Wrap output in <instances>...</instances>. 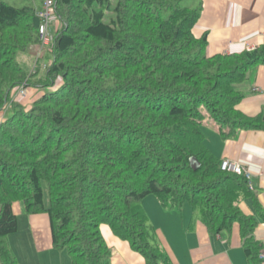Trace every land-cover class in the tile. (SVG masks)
Instances as JSON below:
<instances>
[{
	"label": "trees",
	"instance_id": "obj_1",
	"mask_svg": "<svg viewBox=\"0 0 264 264\" xmlns=\"http://www.w3.org/2000/svg\"><path fill=\"white\" fill-rule=\"evenodd\" d=\"M112 1L55 0L50 59L28 72L17 55L39 47L40 19L31 4L0 0V264H19L6 242L14 202L48 214L52 247L70 264H112L101 225L146 264H172L139 204L148 194L167 209L189 204L210 234L238 222L249 264L259 263L257 221L237 204L253 192L243 174L221 170L203 121L223 138L264 128L236 109L235 87L264 64V45L207 56L205 35L192 33L200 4ZM20 87L43 92L24 105Z\"/></svg>",
	"mask_w": 264,
	"mask_h": 264
},
{
	"label": "crops",
	"instance_id": "obj_2",
	"mask_svg": "<svg viewBox=\"0 0 264 264\" xmlns=\"http://www.w3.org/2000/svg\"><path fill=\"white\" fill-rule=\"evenodd\" d=\"M200 6L192 33L196 38L205 35L207 56L239 54L264 45V0H200ZM235 87L243 95L236 109L264 124V64L249 69L244 80ZM32 90L36 93H30L31 99L41 93ZM223 129L228 131V128ZM203 132L205 145L217 159L234 161L249 173L253 196L244 197L237 204L243 214L255 217L257 224L252 236L260 250L264 246V128L238 129L223 138L220 126L206 117ZM12 210L17 217L18 232L21 226L25 230L22 244L29 242L30 245L33 240L37 251L55 250L46 212L25 214L19 202L12 204ZM153 228L172 264H249L238 222H233L228 231L210 234L189 204L188 207L183 204L178 210L164 208L159 203V226ZM100 229L111 249L112 264H146L145 259L132 251L127 241L114 236L107 225H101ZM14 249L17 256L18 249L22 248ZM23 261L20 262L24 264Z\"/></svg>",
	"mask_w": 264,
	"mask_h": 264
},
{
	"label": "rangeland",
	"instance_id": "obj_3",
	"mask_svg": "<svg viewBox=\"0 0 264 264\" xmlns=\"http://www.w3.org/2000/svg\"><path fill=\"white\" fill-rule=\"evenodd\" d=\"M6 2H9L10 4H17L23 5V4H31L34 7L41 8L42 7V0H4ZM113 3L115 0L112 1ZM182 5L184 6H197L200 4V0H182ZM50 31L52 29L50 28ZM52 43V42H51ZM39 44V43H38ZM39 46V45H38ZM50 46L47 45L45 48L41 49L38 48V52L36 51L37 48H31L29 50L25 51H20L17 55V59L20 63V65L27 70L28 72H33L36 66L45 64L48 62L50 59L49 53L45 51L48 47ZM45 51V53H44ZM41 52L42 55L44 56L41 57ZM60 84V83H58ZM57 84V85H58ZM40 92L42 93L43 90L39 89ZM36 91V90H35ZM36 93L34 92L31 88L26 91V96L24 95L19 96L21 98H18L17 101H19L22 104H26L28 101L31 99V94L30 93ZM6 110V109H5ZM5 111L0 113V121H2L5 117ZM207 129H205L206 131ZM44 204L47 207L49 204V199H48V193H47V187L44 185ZM139 204L143 207L145 210L148 219H149V224L152 227L159 226V199L157 198L156 195L154 194H148L144 196L140 201ZM186 207H188V204H184ZM169 229L172 230V226H169ZM25 230L21 226L20 231L15 232L13 234H10L6 237V242L8 244V247L10 251L12 252V255L14 256L15 259L19 262V264H22L21 262L23 261L24 264H70V256L66 252L65 249L63 250H53L51 252H46V251H37L36 245H34V242L32 240V243L26 242L22 244V240L24 238V232ZM17 234V237L15 236ZM19 246V247H18ZM14 248H22L18 249L17 256H19V259L16 258L17 256L15 255V249ZM16 249V250H17ZM14 252V253H13ZM17 252V251H16ZM16 256V257H15ZM21 261V262H20Z\"/></svg>",
	"mask_w": 264,
	"mask_h": 264
},
{
	"label": "built area",
	"instance_id": "obj_4",
	"mask_svg": "<svg viewBox=\"0 0 264 264\" xmlns=\"http://www.w3.org/2000/svg\"><path fill=\"white\" fill-rule=\"evenodd\" d=\"M54 1L55 0H43L42 7L36 9L35 14L40 19V24L38 27V35H39V47L41 49L45 48V46L51 44L53 40L52 32L50 28L55 26L58 22L57 15L54 9ZM17 96L26 95V90L22 87L18 88L14 93ZM220 168L223 171L232 172L235 174H243L245 178L248 180L249 184V173L238 163L231 161L229 159H222L220 162ZM249 187L251 185L249 184ZM258 258L261 261H264V246L258 252Z\"/></svg>",
	"mask_w": 264,
	"mask_h": 264
},
{
	"label": "water",
	"instance_id": "obj_5",
	"mask_svg": "<svg viewBox=\"0 0 264 264\" xmlns=\"http://www.w3.org/2000/svg\"><path fill=\"white\" fill-rule=\"evenodd\" d=\"M190 161H191V165L193 167H197L198 166V162L196 161V159L192 158Z\"/></svg>",
	"mask_w": 264,
	"mask_h": 264
}]
</instances>
